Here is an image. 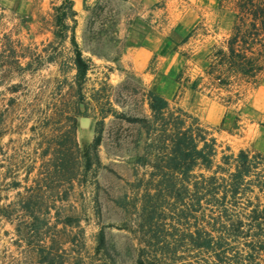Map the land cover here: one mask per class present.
Returning a JSON list of instances; mask_svg holds the SVG:
<instances>
[{"label": "rangeland", "instance_id": "rangeland-1", "mask_svg": "<svg viewBox=\"0 0 264 264\" xmlns=\"http://www.w3.org/2000/svg\"><path fill=\"white\" fill-rule=\"evenodd\" d=\"M123 1L102 0L91 8L83 3L77 13L73 10L72 18L63 0H0V49L2 42L8 40L9 45L25 53L23 63L31 55L40 53L43 58L37 71H6L8 80L0 81V114L5 119L0 138V264H36V242L31 239L28 245L26 238L16 232L21 212L11 204L17 192L31 184L39 169L41 150L48 144L52 147L57 136L67 130L70 108L62 100L68 92L66 83L74 74L68 62L70 27L82 57L90 63L81 88L83 101L77 105L80 113L76 117L74 137L82 149L91 143L95 128L101 126L102 142L97 151L99 167L89 172L84 182H73L65 204V209L69 208L77 218V224L64 228L57 224L50 232L56 239L66 240L62 247L69 261L78 258L80 264H137L144 239L137 226L143 191L139 181L142 179L144 183L148 179L150 169L135 165L144 134L138 133L136 125L123 117L148 113L147 106L143 105L147 91L131 76L122 82L110 77L112 66L92 60L94 57L89 55L90 50L94 56L107 57L116 49L115 44L101 41L100 33L106 35L118 15L127 10ZM232 5L233 0H224L222 10L217 4L204 10L205 24L190 44L181 49L190 58L189 70L181 81L184 89L169 102L170 107H179L196 117L209 136L215 138V163H219L222 155L234 156L239 150L258 152L264 157V71L258 74L256 82L230 86L228 90L219 89L204 72L206 55L229 32ZM65 25L69 27L67 30ZM46 55H52L54 61H44ZM2 74L0 69V78ZM63 78L67 82L58 85ZM19 81L22 82L19 92L7 90ZM35 95L39 100L37 108L32 110L29 105ZM11 97L15 99L14 104H9ZM55 109L60 110L59 122L48 121L47 116ZM81 116L89 118L86 127L79 126ZM68 141L67 138V145ZM114 153L123 157H115ZM26 171L31 172L29 180L24 182ZM14 179L20 181L17 188L12 184ZM248 195L251 200L255 192ZM258 197L264 206L262 194ZM204 213L205 217L196 214L197 218L180 220L174 229L166 225V233L179 239L185 229L192 231L196 226L216 235L218 226L211 229L208 210ZM52 215L51 212L50 223L54 222ZM168 234L164 235L168 236L166 240H170ZM241 246L238 245L239 249ZM178 247L172 256L173 264H215L207 252L192 249L184 242ZM153 249L146 246L144 253Z\"/></svg>", "mask_w": 264, "mask_h": 264}, {"label": "trees", "instance_id": "trees-1", "mask_svg": "<svg viewBox=\"0 0 264 264\" xmlns=\"http://www.w3.org/2000/svg\"><path fill=\"white\" fill-rule=\"evenodd\" d=\"M63 1L73 18L72 1ZM223 7L224 0H219L218 8ZM231 13L229 32L218 45L211 47L204 71L224 90L256 82L258 74L264 71V0H233ZM68 28L64 26V30ZM69 30L71 55L68 62L74 74L69 83L63 78L58 84L66 83L68 87L67 96L62 100L70 108L67 130L57 136L52 147L48 144L41 150L39 169L31 178V184L23 186V191L17 192L11 204L21 212L16 232L26 238V244L29 245L31 239L36 242V264H80L78 258L69 261L62 247L66 240L56 239L50 231L57 224L62 228L77 224L73 212L65 209L73 182H84L88 173L99 167L97 151L102 141L101 126L95 128L91 143L82 149L74 137L76 117L80 113L77 105L83 101L81 88L90 63L82 57L74 41L73 28ZM7 41L2 42L0 49L1 82L8 80L6 71L32 73L40 68L43 63L40 53L29 56L23 63L25 53ZM16 42L21 47V43ZM46 56L47 63L54 61L52 55ZM21 88L19 81L7 90L16 93ZM38 100L39 96L35 95L29 105L32 110L37 108ZM146 100L147 116L123 117L136 125L138 133L144 134L141 153L135 155V165L150 169L148 179L144 183L142 179L139 181L143 191L137 226L144 239L136 263L173 264L172 256L184 242L192 249L211 254L215 264H264V206L258 197L262 194L264 198V157L258 152L239 150L234 156L222 155L219 163H215V138L209 136L196 117L179 107H170L168 101L154 91H147ZM8 101L15 103L12 97ZM59 111L55 109L47 120L58 121ZM4 121L0 114V138ZM202 171L209 174L204 175ZM30 172H25L24 182L29 180ZM12 184L17 188L20 181L14 179ZM248 192H255L251 200ZM205 209L212 220L211 229L218 226L216 235L196 226L192 231L185 229L179 239L166 233V225L174 229L180 220L197 218L196 214L205 217ZM51 212L52 223L49 222ZM167 234L170 240H166L168 236L164 235ZM98 236L101 237V232ZM240 244L242 249L238 247ZM146 246L154 249L144 253Z\"/></svg>", "mask_w": 264, "mask_h": 264}, {"label": "crops", "instance_id": "crops-1", "mask_svg": "<svg viewBox=\"0 0 264 264\" xmlns=\"http://www.w3.org/2000/svg\"><path fill=\"white\" fill-rule=\"evenodd\" d=\"M71 1L76 13L83 3L91 8L102 2ZM218 3L219 0H124L127 10L118 15L106 35L100 33V40L115 44L116 49L107 57L94 56L90 50L89 55L94 57L92 60L112 66L109 76L119 82L131 76L146 91L156 92L168 103L174 101L184 89L181 81L189 70L190 58L181 49L205 24L204 10ZM143 105L148 109L146 95ZM148 114L149 110L143 116Z\"/></svg>", "mask_w": 264, "mask_h": 264}, {"label": "water", "instance_id": "water-1", "mask_svg": "<svg viewBox=\"0 0 264 264\" xmlns=\"http://www.w3.org/2000/svg\"><path fill=\"white\" fill-rule=\"evenodd\" d=\"M78 123L80 127H86L89 123V118L81 116L79 117Z\"/></svg>", "mask_w": 264, "mask_h": 264}]
</instances>
